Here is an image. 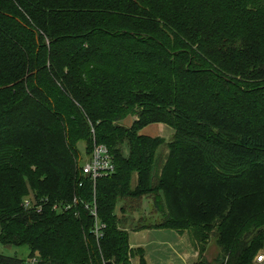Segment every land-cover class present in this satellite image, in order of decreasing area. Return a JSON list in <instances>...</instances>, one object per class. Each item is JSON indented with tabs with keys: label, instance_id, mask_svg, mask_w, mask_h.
I'll use <instances>...</instances> for the list:
<instances>
[{
	"label": "trees",
	"instance_id": "trees-1",
	"mask_svg": "<svg viewBox=\"0 0 264 264\" xmlns=\"http://www.w3.org/2000/svg\"><path fill=\"white\" fill-rule=\"evenodd\" d=\"M150 125L170 140L140 134ZM81 141L115 172L82 176ZM145 198L165 211L140 228L190 232L194 264H256L264 0H0L1 244L45 264H130L126 221Z\"/></svg>",
	"mask_w": 264,
	"mask_h": 264
},
{
	"label": "rangeland",
	"instance_id": "rangeland-1",
	"mask_svg": "<svg viewBox=\"0 0 264 264\" xmlns=\"http://www.w3.org/2000/svg\"><path fill=\"white\" fill-rule=\"evenodd\" d=\"M132 119L128 118L121 124L124 127H130ZM130 125V126H129ZM155 130V128H149ZM166 131L161 133L160 138L164 141H168V134H173L172 130L166 128ZM86 143H78V151L81 156V165L88 159V151H85ZM158 204L160 209L158 210L155 204ZM156 203L152 198H145L141 201L138 210L129 214L130 220L126 221L125 233L129 236V246L133 251L139 250L136 254L130 257V264H194L198 261L199 250L194 240L193 234L186 232L183 234H177L176 232L168 229H141L140 227H151L153 225L162 222V214H164L163 201L159 199ZM72 205V203H69ZM121 205V204H120ZM118 206L116 213L121 218L122 215L118 212ZM135 210V209H134ZM120 227L123 226L120 224ZM30 249L27 247H12L4 246L0 242V255L4 257L17 258L22 261H26L27 258L32 259L38 257V253H30ZM219 249L214 243V238H210V243L207 246L205 253L202 255L203 259L208 262H212ZM264 254V247L261 248L257 255ZM256 255V256H257Z\"/></svg>",
	"mask_w": 264,
	"mask_h": 264
},
{
	"label": "built area",
	"instance_id": "built-area-1",
	"mask_svg": "<svg viewBox=\"0 0 264 264\" xmlns=\"http://www.w3.org/2000/svg\"><path fill=\"white\" fill-rule=\"evenodd\" d=\"M91 133L94 135L93 131ZM81 175L84 177H88L91 179L93 183H95L96 179L99 177H105L112 175L115 172V165L113 163V158L110 155L108 149L103 145H98L94 142L93 149L89 159L81 165ZM28 201L25 202V206H28ZM40 206V205H39ZM41 207V206H40ZM39 207V211H40ZM67 207L66 209H68ZM54 210L58 208L54 207ZM95 216V214H94ZM101 227L96 224L94 230V237L96 240L101 238L100 234ZM256 264H264V254H259L255 257ZM24 264H45L39 257L28 259L24 261Z\"/></svg>",
	"mask_w": 264,
	"mask_h": 264
},
{
	"label": "crops",
	"instance_id": "crops-1",
	"mask_svg": "<svg viewBox=\"0 0 264 264\" xmlns=\"http://www.w3.org/2000/svg\"><path fill=\"white\" fill-rule=\"evenodd\" d=\"M149 128H155V130L149 129ZM166 130H167L166 127L163 125H150V126L143 128L141 130L140 134L151 137V138H157V137L161 136V133L163 131H166ZM171 136H172V134H168V140H170Z\"/></svg>",
	"mask_w": 264,
	"mask_h": 264
}]
</instances>
